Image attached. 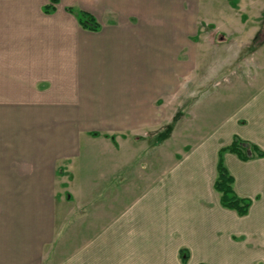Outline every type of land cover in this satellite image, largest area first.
Returning <instances> with one entry per match:
<instances>
[{
	"label": "crops",
	"instance_id": "0c3cea01",
	"mask_svg": "<svg viewBox=\"0 0 264 264\" xmlns=\"http://www.w3.org/2000/svg\"><path fill=\"white\" fill-rule=\"evenodd\" d=\"M263 22L264 0H0V264H183L181 249L185 264H264V157L222 155L245 216L213 188L234 137L264 153ZM206 49L228 50L227 75L246 49L261 89L205 135L197 119L198 140L140 190L160 141L138 132L214 83Z\"/></svg>",
	"mask_w": 264,
	"mask_h": 264
},
{
	"label": "rangeland",
	"instance_id": "374dc122",
	"mask_svg": "<svg viewBox=\"0 0 264 264\" xmlns=\"http://www.w3.org/2000/svg\"><path fill=\"white\" fill-rule=\"evenodd\" d=\"M201 28L197 27L199 33L201 32ZM260 38H263V36L260 35ZM197 42L199 43L197 45L201 49L208 45L202 43V41ZM248 43L237 42L236 44H231L236 45L239 51L242 46ZM245 50L243 49L240 57L236 58L235 66L232 68L234 73L230 75H227V72L225 73L224 67L233 61V58H229L227 55L228 50L221 51L220 58L217 57L215 50H204L201 57L197 60L198 73H206L214 66V70H216V77L213 79L214 83L206 81V83L201 84V90H190L188 104H186L184 98L181 99V92L177 91L172 98L173 106L158 107L160 115L161 112L165 114L164 118H167L166 121L157 123L153 130L152 127L150 129H140L138 132L139 136L151 138L152 134H154L157 136V141H160V146L158 145L156 150L149 152L148 155H144L145 157L143 156L144 158L139 160L140 164L148 165L147 168L143 166L144 168L141 169L140 167V190L145 186L143 183L147 181L150 183L151 177L154 178L155 174L160 173L169 162L174 161L177 156H180L181 151L186 146L198 140L196 138V133L199 131L196 125L197 119H202L205 126V129L202 130L205 135L211 132L214 124L223 122V120L230 116H239L244 113L243 106L262 86L260 82L254 79L255 76L259 77L260 74L256 75V73H253L252 75L250 73L249 75L245 73L246 69L244 67L248 64L246 63ZM218 68L220 69L219 72ZM171 117L172 121L168 122L167 120H170ZM149 144L148 142L140 141L138 145L140 151Z\"/></svg>",
	"mask_w": 264,
	"mask_h": 264
},
{
	"label": "trees",
	"instance_id": "16d2710c",
	"mask_svg": "<svg viewBox=\"0 0 264 264\" xmlns=\"http://www.w3.org/2000/svg\"><path fill=\"white\" fill-rule=\"evenodd\" d=\"M50 3H56V0H50ZM52 5L44 7L45 13L53 11ZM69 13H73L77 19L79 26L89 31H97L99 24L95 18L84 11H73L67 9ZM228 152L235 155L240 161L246 162L255 158L264 157V153L256 148L254 145L242 141L241 139L234 137L232 142L219 150L217 166H216V178L213 184L214 190L220 196V205L222 208L234 211L239 217H243L248 213L250 207V200L240 198L236 195L233 189V178L225 169L222 162V155ZM180 261L185 264L188 259V252L185 249L179 251Z\"/></svg>",
	"mask_w": 264,
	"mask_h": 264
}]
</instances>
